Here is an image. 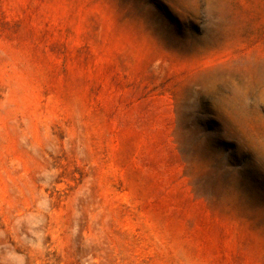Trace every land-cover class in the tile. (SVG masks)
<instances>
[{
  "label": "rangeland",
  "instance_id": "374dc122",
  "mask_svg": "<svg viewBox=\"0 0 264 264\" xmlns=\"http://www.w3.org/2000/svg\"><path fill=\"white\" fill-rule=\"evenodd\" d=\"M0 264H264V0H0Z\"/></svg>",
  "mask_w": 264,
  "mask_h": 264
}]
</instances>
